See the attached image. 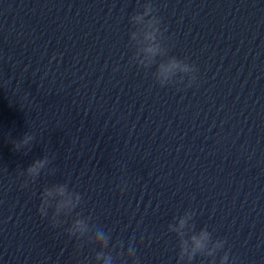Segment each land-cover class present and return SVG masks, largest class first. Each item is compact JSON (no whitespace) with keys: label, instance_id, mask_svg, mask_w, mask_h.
Segmentation results:
<instances>
[{"label":"clouds","instance_id":"1","mask_svg":"<svg viewBox=\"0 0 264 264\" xmlns=\"http://www.w3.org/2000/svg\"><path fill=\"white\" fill-rule=\"evenodd\" d=\"M155 9L151 2H147L143 5V11L138 12L130 17L132 21H144L146 24V27L148 29H151L147 33V38L151 40H155V33L160 31V19L157 15H155ZM148 52H154L155 49L149 47L147 49ZM172 67H176V64H173ZM192 67L195 69V67L192 65ZM28 136L25 135V137L22 138L20 143L27 142ZM45 161L43 160H37L34 161L33 164H31L27 168V172L34 176L38 177L40 174V170L43 168ZM56 192L64 196L68 193L69 187L67 184H59L55 186ZM52 190L49 188L43 189L41 193V204L38 209L41 216H47L48 215V209L51 208L50 205L47 203V197L52 196ZM75 202H73V199L71 195L68 199L63 201H58L56 207L54 208L53 214H52V224L54 227L58 226L60 224V221L55 219V216L59 215V212L61 209L67 206H71L73 209L79 205V202L82 200V196L80 193L75 192L74 193ZM180 227L182 228L185 224V220L181 219L179 221ZM170 230L176 231L175 228H173L172 225H169ZM89 225L85 222L83 219H77L75 220L70 227L66 229L68 234L70 236H74L77 239L83 237L85 234L89 232ZM95 241L98 245H100L103 248H107L110 240V235L106 233L103 229H97L94 233ZM212 241L211 233L206 230L202 229L198 235H193L191 237V245L189 246V243L187 240L181 242L179 245V251L177 254V264H192V261L196 258L197 255H201L202 253H205L212 257L215 254L216 249H222L224 247L225 241L223 240H216L213 242V247H209V242ZM136 249L132 244H129L127 249V259L131 261V264H137L136 259ZM96 259L98 261H102V264H113L114 258L111 254L105 253L103 251H99L96 254ZM229 260V255L227 252L224 253L223 256L220 258V264H227Z\"/></svg>","mask_w":264,"mask_h":264}]
</instances>
